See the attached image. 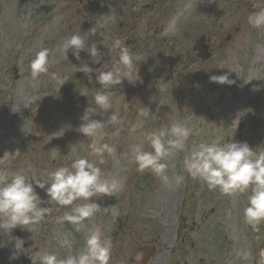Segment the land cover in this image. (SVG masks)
<instances>
[{"label":"rangeland","instance_id":"374dc122","mask_svg":"<svg viewBox=\"0 0 264 264\" xmlns=\"http://www.w3.org/2000/svg\"><path fill=\"white\" fill-rule=\"evenodd\" d=\"M174 2L165 20H132L123 0H0V168L10 174L47 179L73 154L89 156L91 139L78 127L84 110L95 107L100 86L95 72L90 82L77 65L111 68L115 54L105 45L115 38L141 58L138 80L125 79L113 89V110L123 127L117 134L105 120L101 137L117 149L115 157L105 154L101 167L123 181L122 191L100 199L99 210L76 231L60 222L71 206L48 204L37 188L50 211L40 223L0 233V264H39L46 252L63 259L84 249L93 228L112 242L109 264H264V223L254 229L243 214L251 189L232 195L209 190L183 165L192 146L214 139L246 141L264 151V28L248 24L256 0ZM96 22L103 27L86 39L98 55L82 50L78 61L69 50L65 56L64 40L84 36ZM201 36L207 59L194 56ZM42 48L50 50L49 71L33 80L30 62ZM224 74L232 84L210 80ZM145 106L150 115L138 118ZM174 121L192 127L193 135L186 151L167 159L170 181L164 183L150 170H138L132 147L150 150L147 133ZM177 175L184 176L180 185Z\"/></svg>","mask_w":264,"mask_h":264},{"label":"clouds","instance_id":"9594fccd","mask_svg":"<svg viewBox=\"0 0 264 264\" xmlns=\"http://www.w3.org/2000/svg\"><path fill=\"white\" fill-rule=\"evenodd\" d=\"M264 0H256L255 9L248 16V24L253 28H264ZM103 27L96 22L85 35L72 34L67 37L61 48L65 56L71 50L76 60H81V51H87L90 57H96L99 50L96 45L88 46L87 37L95 36ZM113 57V66L96 71L87 62L77 65L76 71L83 72L100 86L94 94L95 107L88 106L80 117L78 131L91 139L89 156L73 154L70 163L57 167L48 173L47 179L33 176L31 179L24 171L9 173L0 168V233H11L18 226L37 224L44 220L50 209L42 206L41 196L37 188L44 190L47 203L68 210L60 218V222H68L81 231L84 221L92 218L99 210L98 201L104 197H113L123 189V181L114 175H106L101 165L105 162V154L115 157L116 146L101 142L105 120L117 126L119 134L123 127L122 117L113 110V89L122 85L126 79L134 83L138 74L136 62L141 58L133 55V50L115 38L110 45H105ZM50 50L42 48L36 52L30 62L31 78L37 80L41 74L49 71ZM99 63V61H93ZM53 78L63 81L59 74ZM212 82L232 84L227 74L210 76ZM65 83L61 82L60 86ZM82 95H86L81 93ZM151 113L149 107L138 110V118H147ZM100 117V118H94ZM142 124V121H140ZM135 130V129H133ZM193 135V128L180 121L172 122L165 129L147 133L146 139L150 150L143 144L132 147L133 162L140 172L150 170L162 182L168 183L167 159L174 151L187 150V142ZM252 148L246 141L232 138L225 142L214 139L200 142L192 146L185 155L183 165L185 172L193 179L202 181L209 190L218 189L221 193L232 195L247 193V204L243 209L246 222L255 228L264 223V151ZM91 156L95 160L90 159ZM54 159L56 157H53ZM184 181L183 175L175 177L177 185ZM79 202V203H77ZM25 229H27L25 227ZM111 240H104L99 228H93L86 237L85 247L75 254L59 258L55 253H44L39 257V264H109Z\"/></svg>","mask_w":264,"mask_h":264},{"label":"flooded vegetation","instance_id":"af4514ba","mask_svg":"<svg viewBox=\"0 0 264 264\" xmlns=\"http://www.w3.org/2000/svg\"><path fill=\"white\" fill-rule=\"evenodd\" d=\"M72 1L77 2V4L79 3V5L83 3L86 5L92 0ZM174 1L176 0H123L124 4L129 6L132 20H165L168 16L169 3L171 2V6H174ZM68 8L71 9L72 6L68 4Z\"/></svg>","mask_w":264,"mask_h":264},{"label":"water","instance_id":"95a60500","mask_svg":"<svg viewBox=\"0 0 264 264\" xmlns=\"http://www.w3.org/2000/svg\"><path fill=\"white\" fill-rule=\"evenodd\" d=\"M202 39H203V38H202ZM198 45H199L198 48H199V49H202V48H201V43H199ZM205 48H207V47H205ZM207 56H208V55H206L205 57H207Z\"/></svg>","mask_w":264,"mask_h":264}]
</instances>
